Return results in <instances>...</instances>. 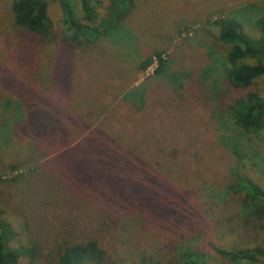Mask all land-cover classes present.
Listing matches in <instances>:
<instances>
[{"label":"rangeland","instance_id":"rangeland-1","mask_svg":"<svg viewBox=\"0 0 264 264\" xmlns=\"http://www.w3.org/2000/svg\"><path fill=\"white\" fill-rule=\"evenodd\" d=\"M13 1L0 0V100L13 97L27 107L22 122L12 108L0 111V122L9 118L10 128L0 135V216L18 232L15 245L39 246L36 258L18 264H57L61 244L91 237L130 261L141 253L159 259L169 253L165 242L173 248L193 235L176 230L184 223L201 231L193 243H205L215 264H246L211 250L206 236L224 249L256 243L228 220L241 197L224 189L235 167L264 186V129L242 134L216 110L248 90L264 93V76L247 90L229 83L223 73L228 46L215 22L237 16L247 33L258 35L255 20L264 16V0H135L125 42L106 38L73 52L60 0L49 4L53 40L19 28ZM99 11L106 13L104 7ZM156 50L169 61L165 76H155L156 58L139 68ZM61 61L68 74L57 79L54 65ZM172 73L181 75L180 88L167 78ZM128 89H148L149 105L141 112L121 101ZM111 109L115 128L99 124ZM130 113L124 127L120 121ZM53 125L58 132L50 135ZM222 136L245 145L242 163ZM160 157L169 161L157 164Z\"/></svg>","mask_w":264,"mask_h":264},{"label":"trees","instance_id":"trees-1","mask_svg":"<svg viewBox=\"0 0 264 264\" xmlns=\"http://www.w3.org/2000/svg\"><path fill=\"white\" fill-rule=\"evenodd\" d=\"M50 1L14 0L12 9L15 24L43 39L53 40L55 38L52 37L54 23L49 15ZM108 1V5H104L103 0H80L79 4L74 3L73 0H60L63 11L62 23L67 33L66 40L71 43L72 52L76 48L88 51L91 46L106 38L115 39V41L124 38V42L126 41L129 28L125 20L132 12L135 0ZM100 7H104L106 13L100 12ZM215 24L219 28V40L228 46L225 54L228 65L223 73L234 88L247 90L258 81V78L264 76V16H259L255 20L258 35L247 33L243 22L237 16L220 18ZM155 58L158 61V66L154 71L155 76H165L169 61L164 57L162 50H156L154 55H149L141 60L139 68L147 69ZM88 64L87 61L86 65ZM65 65L66 62L63 65L62 61L56 63L52 76L59 79L63 73L68 74V68L64 67ZM167 78L170 79L171 85L175 88V81H178L177 88H180L182 82L180 74L172 73ZM147 94L148 89H128L123 94L121 101L131 103L141 112L144 107L149 105ZM69 97L71 98V95ZM23 102L13 97H8L4 101L1 99L0 111H3L2 108L5 110L12 108L11 115H15L16 120L22 122L26 114V112L23 113L24 107H27L25 106L27 104ZM109 106L110 103L102 104L99 109L100 112ZM51 109H57V107L51 105ZM93 110L95 109L89 108V111L95 112ZM113 112L114 110L111 109L105 117H101L99 124L115 128L117 124L112 119ZM131 114L134 113L124 116L123 120L120 121L124 127H128L132 119ZM216 114L219 119L224 115L230 116L242 134H259L264 129V93L259 89L248 90L244 94L234 97L227 108H218ZM8 120L9 118H5L6 124H8ZM6 124L0 122V135H8L7 132L10 128H7ZM219 124L222 126V123ZM19 125L18 131L22 129V126ZM53 126L49 131L50 135L57 131L56 125ZM59 128H61L60 124ZM47 136L49 137V135ZM158 141L161 140L154 139L153 143L157 144ZM221 143L228 147L241 163L248 156L245 145L240 141L234 143L232 137L222 136ZM94 150H97V146ZM159 160L157 164H163L169 161V158L160 157ZM0 178L2 177L0 176ZM11 179L15 180L14 177ZM160 185L163 187L162 183ZM224 190L226 195L235 193L241 197L239 199L240 209L234 217L231 215L228 220L235 221L234 223L238 225L237 229L240 233L255 237L256 243L247 247L224 249L206 236L207 246L232 262L264 264V186L256 182L242 168L235 167L232 170V180ZM166 199L169 200V197L166 196ZM174 220L177 219L174 217ZM177 226L176 230L179 229L184 237L189 238L193 234L190 237L192 241L190 238L185 243L175 241L173 248L169 247L172 242H165L164 245L169 253H164L159 259L148 253H141L136 260L130 261L103 239L91 237L85 241L71 242L67 240L61 244L57 264H215L209 257L205 243L204 245L193 243V239H196L201 231L196 234V228L192 224L184 223L183 226ZM17 236L18 232L12 222L6 217L0 216V264H18L23 257L36 258L38 256V244L15 245Z\"/></svg>","mask_w":264,"mask_h":264}]
</instances>
